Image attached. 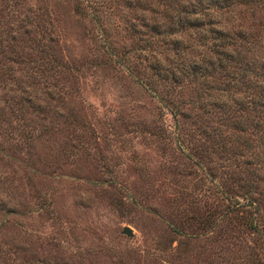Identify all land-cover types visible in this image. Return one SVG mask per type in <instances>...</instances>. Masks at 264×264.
<instances>
[{
  "label": "rangeland",
  "instance_id": "rangeland-1",
  "mask_svg": "<svg viewBox=\"0 0 264 264\" xmlns=\"http://www.w3.org/2000/svg\"><path fill=\"white\" fill-rule=\"evenodd\" d=\"M163 8L0 0V264H264V137L173 113L139 65ZM229 8L263 72L264 6Z\"/></svg>",
  "mask_w": 264,
  "mask_h": 264
},
{
  "label": "trees",
  "instance_id": "trees-1",
  "mask_svg": "<svg viewBox=\"0 0 264 264\" xmlns=\"http://www.w3.org/2000/svg\"><path fill=\"white\" fill-rule=\"evenodd\" d=\"M159 1L164 10L157 13L161 17H152L150 28L161 25L165 27L161 30L167 32L158 39L157 35L152 37L156 46L149 48L142 57V60L145 56L150 59L146 60L147 63L139 61V65L142 69L148 67L150 80L166 84L163 94L167 95L166 101L173 113L183 115V111H178L173 105V99L185 94L190 102L188 107L194 112L216 115L217 120L233 126L235 131L250 125L246 131L252 128L264 137V71H255L257 63L239 54L240 46L247 50L253 46L252 39L248 38L247 32L226 28L225 23L214 17H221V13L236 3L250 2L263 7L264 0ZM142 8L148 10V7ZM213 9L219 13H213ZM229 18L227 13L222 16L226 21ZM147 24L145 19L144 25ZM186 51L189 55L185 57ZM151 82L148 86L152 88ZM173 128V133L178 135L177 118ZM235 202L245 211L256 208L252 198L245 197Z\"/></svg>",
  "mask_w": 264,
  "mask_h": 264
},
{
  "label": "water",
  "instance_id": "water-1",
  "mask_svg": "<svg viewBox=\"0 0 264 264\" xmlns=\"http://www.w3.org/2000/svg\"><path fill=\"white\" fill-rule=\"evenodd\" d=\"M121 232L126 234L127 236H130L132 234V231H131L130 227L127 226V225H123L121 227Z\"/></svg>",
  "mask_w": 264,
  "mask_h": 264
}]
</instances>
